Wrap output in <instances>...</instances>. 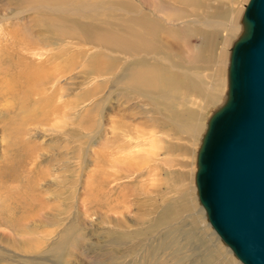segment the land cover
<instances>
[{
  "label": "rangeland",
  "instance_id": "374dc122",
  "mask_svg": "<svg viewBox=\"0 0 264 264\" xmlns=\"http://www.w3.org/2000/svg\"><path fill=\"white\" fill-rule=\"evenodd\" d=\"M248 2L0 0V264H243L210 224L196 172ZM141 15L157 22L158 49L104 38ZM152 62L203 93L221 91L227 64L221 103L134 86L130 71Z\"/></svg>",
  "mask_w": 264,
  "mask_h": 264
},
{
  "label": "water",
  "instance_id": "95a60500",
  "mask_svg": "<svg viewBox=\"0 0 264 264\" xmlns=\"http://www.w3.org/2000/svg\"><path fill=\"white\" fill-rule=\"evenodd\" d=\"M231 48L226 102L208 122L196 185L207 217L243 264H264V0H249Z\"/></svg>",
  "mask_w": 264,
  "mask_h": 264
},
{
  "label": "bare ground",
  "instance_id": "6f19581e",
  "mask_svg": "<svg viewBox=\"0 0 264 264\" xmlns=\"http://www.w3.org/2000/svg\"><path fill=\"white\" fill-rule=\"evenodd\" d=\"M51 1H60V2L65 3L66 0H63V1H61V0H41V2H51ZM157 27H158L157 22H155L153 20H151V21L145 20L144 17L141 15L140 17H137V19L135 20V24L132 27H129L127 29H123L121 32H118L117 34L105 36L104 38H106V40L108 42H110L111 44H114L117 46L127 47V48L133 50L134 52L155 50V49L159 48L157 41H156V38H155V35L157 32ZM234 27L236 29H234V31H232V33L229 36H232V34L234 35V33H236V32H241V33L244 32V29H245L244 24L243 25L242 24H236L235 26L233 25V28ZM204 53H205L204 50H199L198 56L201 57L200 60L205 61V63H206L211 58L207 57V54H206V56H204ZM202 56H203V58H202ZM204 58H205V60H204ZM224 60H226V59H224ZM140 63H142V62H140ZM148 63H150V62H148ZM153 64L143 63L140 66L135 65V67L132 69V71H130V74H131L130 82L136 87L147 86V87H150V88H153L156 90H166V89L183 90L185 88L186 90L191 89V91H197V92H199V90H200L201 91L200 93L201 94L203 93L204 87H202V85L204 84V82L200 81L199 78H194V77L190 76L189 74H186L183 72L169 71L168 68L162 64H156V63H155L156 65H153ZM226 65L222 62L218 63V72L216 74L215 86L222 87L221 91L224 89L225 84H226V78H224L222 75L224 73L226 75V68H225ZM165 67L167 68V70ZM26 72H27V69L25 71V75H26ZM33 73H36V72L33 71ZM38 73H39V71L37 72V74ZM16 75H18V74H16ZM40 75H38V76H40ZM220 75H222V76H220ZM57 76H59V75H57ZM42 77H43V75H42ZM17 78H18V76H17ZM29 78H31V77H29ZM32 78H34V77H32ZM23 79H25V78H23ZM14 80H15V78H14ZM28 80L29 79H27L26 81H28ZM42 80H45V79H42ZM15 82H16V80H15ZM14 84H16V83H14ZM24 84H26V83H24ZM8 85H10V84H8ZM26 85L28 86V84H26ZM26 89H28V87ZM26 89L24 88L23 90H26ZM11 91H12V89H11ZM11 91H9V92H11ZM206 91L207 92L202 94L203 95V101L205 102V105L209 106V105H214V104L216 105L218 103H221V100H222V96H221L222 92L221 91L219 93H216L215 87H214V89L207 88Z\"/></svg>",
  "mask_w": 264,
  "mask_h": 264
}]
</instances>
